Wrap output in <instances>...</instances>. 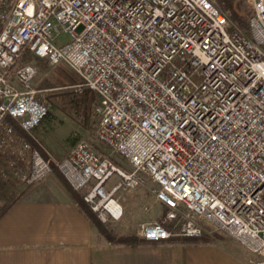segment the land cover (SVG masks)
<instances>
[{"label": "built area", "instance_id": "1", "mask_svg": "<svg viewBox=\"0 0 264 264\" xmlns=\"http://www.w3.org/2000/svg\"><path fill=\"white\" fill-rule=\"evenodd\" d=\"M223 3L0 0V176L28 186L56 169L102 222L123 216L118 193L151 180L161 216L142 238L210 223L264 264V0L244 1L246 30ZM26 51L96 93V139L128 168L84 139L56 161L32 144L48 107L34 64H16Z\"/></svg>", "mask_w": 264, "mask_h": 264}, {"label": "rangeland", "instance_id": "2", "mask_svg": "<svg viewBox=\"0 0 264 264\" xmlns=\"http://www.w3.org/2000/svg\"><path fill=\"white\" fill-rule=\"evenodd\" d=\"M244 1L241 0V5ZM247 10L244 3L241 13L246 14ZM80 29L79 27L77 31ZM30 63L34 64L37 69L34 86L41 89L39 98H42L48 107L47 116L34 131L35 140L32 141L36 145L33 142L32 144L39 147L46 157L56 161L65 156L77 140L84 139L97 151L110 157L116 164L128 168L129 163L123 156L96 139L93 126L96 118L93 112L96 102L91 104L88 110L84 109L79 100V93L84 88L77 87L79 77L77 83H71L64 77L59 78L55 71L57 64L51 65L39 57H34ZM14 185L19 188L13 196H4L6 189H2L3 198L0 194V211L4 205L12 198L19 196L20 192L26 188V185L18 179ZM152 187L154 183L148 180L137 188L118 193L124 209L123 216L119 220L104 223L118 234L138 233L139 235V226L143 222L159 220L161 207L154 201ZM204 225L205 232L209 235L215 236V233L219 235L215 236L213 242L145 243L131 247L110 244L101 235L100 264H250V258H256V255L245 249L242 244L216 230L210 223Z\"/></svg>", "mask_w": 264, "mask_h": 264}, {"label": "crops", "instance_id": "3", "mask_svg": "<svg viewBox=\"0 0 264 264\" xmlns=\"http://www.w3.org/2000/svg\"><path fill=\"white\" fill-rule=\"evenodd\" d=\"M63 178L54 170L26 186L0 216V264H100L101 235ZM17 179L0 176V194L13 196Z\"/></svg>", "mask_w": 264, "mask_h": 264}, {"label": "trees", "instance_id": "4", "mask_svg": "<svg viewBox=\"0 0 264 264\" xmlns=\"http://www.w3.org/2000/svg\"><path fill=\"white\" fill-rule=\"evenodd\" d=\"M223 4H224L223 7L226 6V7L232 8L231 0H225V3H223ZM241 4L242 3L240 0L239 3L237 4V9L232 8V15L231 16H232V20L239 27H241V29L246 30V27H247L246 16H245V14L241 13L242 6L244 5V3H243V5H241ZM33 58H34V56H32L28 51H26L23 53V55L20 57L18 63H16V64L20 65L21 63H24V62H30ZM55 71L57 72L56 75L59 78L64 77L66 80L70 81L71 83H74V82L77 83V81H78V76L76 75V72L66 64L60 63V64L55 65ZM79 95H80L79 100H81V103L83 104L84 109H86V110H88L89 107H91V104L97 102L96 93L89 88L84 87L83 90L79 93ZM47 113H46V116H47ZM17 127L18 126H16L15 128L17 130H19ZM30 141H32V140H30ZM32 142H33V144H35L34 141H32ZM41 154L46 156V154H44L42 150H41ZM70 191H71L72 197L77 202L76 204H78L79 208L85 213V216L89 218V220L91 221V223L93 224L95 229H97V231L100 233V235H102L107 240V242H109V243L122 244V245H126V246H131V247H136V246H139V245L145 244V243L156 244V243H164V242H168V243L181 242V243L198 244V243L213 242L215 239V236H219V235H217V233H215V236H211L207 232L204 231L198 237H174V238L170 237V238H166V239H161L159 241H148V240H145L144 238H142L141 236H139L138 233H124L121 235V234L116 233L114 229L110 228L108 226V224L102 222L95 215L96 213H94V211L87 204L84 203L85 202L83 200L84 192H82V190L81 191H75L70 187ZM17 198H18V196L13 198L12 201L8 205H6L2 208V210L0 211V216L6 211L8 206L11 205L12 202H14Z\"/></svg>", "mask_w": 264, "mask_h": 264}, {"label": "bare ground", "instance_id": "5", "mask_svg": "<svg viewBox=\"0 0 264 264\" xmlns=\"http://www.w3.org/2000/svg\"><path fill=\"white\" fill-rule=\"evenodd\" d=\"M60 64V63H59ZM63 64H65V63H63ZM97 100V99H96Z\"/></svg>", "mask_w": 264, "mask_h": 264}]
</instances>
